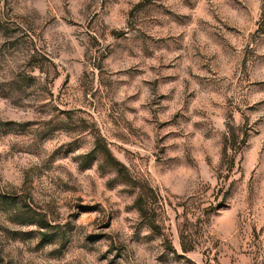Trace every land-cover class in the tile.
Segmentation results:
<instances>
[{"label":"rangeland","instance_id":"obj_1","mask_svg":"<svg viewBox=\"0 0 264 264\" xmlns=\"http://www.w3.org/2000/svg\"><path fill=\"white\" fill-rule=\"evenodd\" d=\"M0 264H264V0H0Z\"/></svg>","mask_w":264,"mask_h":264}]
</instances>
